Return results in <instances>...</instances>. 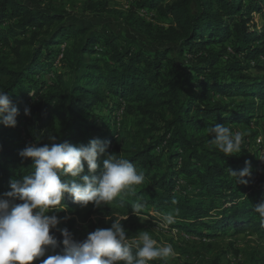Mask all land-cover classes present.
Returning a JSON list of instances; mask_svg holds the SVG:
<instances>
[{
    "label": "trees",
    "instance_id": "1",
    "mask_svg": "<svg viewBox=\"0 0 264 264\" xmlns=\"http://www.w3.org/2000/svg\"><path fill=\"white\" fill-rule=\"evenodd\" d=\"M31 1L28 5L22 0H0V42L10 48L15 59L9 62L0 56V79H8L0 90L9 97L19 96V103L13 105L24 121L19 128L8 130L0 126V187L9 191L11 179L34 170L30 159L19 156L28 145L51 144L49 137H55L56 143L69 142L79 147L99 138L108 142L115 154L132 162L145 180L152 181L141 189L123 191L119 198L125 203L144 197L145 207H155L159 213L174 209L182 218L178 227L188 234L205 236L198 226L207 232L255 229L264 234V222L254 210L264 199V172L252 170L251 177L246 178L247 187L257 191L241 200L233 181L227 177L228 169L240 170L245 162L236 161L235 156L226 157L209 144L208 135L197 134L208 123H250L258 117L260 108L253 101L235 107L213 101L218 95L264 101V77H238L235 72L241 68L235 65L220 69L223 53L212 46L230 41L234 55H241L246 61L255 62V68L264 70L259 63L260 58L264 60V34L250 29L251 14L264 15V0H137L139 8L155 11L170 21L169 27L136 21L138 29L150 39L144 47L135 43L124 45L117 35L66 23L65 11L42 10L35 7L41 0ZM7 21L11 23L4 28ZM51 22L59 25L32 49L26 38L28 32L32 28L42 30ZM21 36L24 38L19 39ZM65 37L75 39L63 52L62 61L79 72L76 78L65 79V74H59L57 83L46 93H40L42 87H29L20 95L24 82L30 83L32 76L43 75L52 68L50 60L55 52H60L55 48ZM222 49L227 52L226 47ZM88 56L94 57L86 60ZM103 89L118 98L113 101L115 108L111 107V113L123 109L122 116L157 119L163 123V129L145 130L136 147L126 145L119 128L106 130L107 124L96 128L92 117L87 116L102 103L110 107L101 94ZM30 94H36L37 101L26 116L24 100ZM55 102L66 103V108L53 110ZM53 113L57 123L47 131ZM94 127L96 133H91ZM160 131L157 137L152 135ZM103 159L98 157L100 167ZM191 180L197 182L205 198L211 199L209 203H191L189 199L182 203V197L188 196ZM175 199L178 202L173 203ZM62 204L77 205L67 196ZM213 211L217 213L211 215ZM62 250L61 244L56 252Z\"/></svg>",
    "mask_w": 264,
    "mask_h": 264
},
{
    "label": "rangeland",
    "instance_id": "2",
    "mask_svg": "<svg viewBox=\"0 0 264 264\" xmlns=\"http://www.w3.org/2000/svg\"><path fill=\"white\" fill-rule=\"evenodd\" d=\"M22 1L28 5L32 4L31 0ZM35 7H39L42 10L50 9L58 12L63 10L67 14L66 23L90 27L92 31L103 32L105 35H117L120 37L119 41L124 45L135 43L140 46L143 45L144 47V45L150 44V39L141 32V29H138L136 21H144L154 26L169 27L168 25H170L169 20H164L155 11L139 8L137 0H41ZM251 17V32H257L258 35H263L264 15L253 13ZM10 23V21L5 22L3 27L7 28ZM58 25V23L51 22L42 30L32 28L26 36L28 41L31 42V48H35L38 40L47 36L51 31L55 30ZM46 31L49 32L46 33ZM22 38H24V36L19 37V39ZM9 41L12 43L13 39L10 38ZM74 41L75 39L73 37L63 38L60 44L55 48L60 50V52H55V56L50 60L52 68H48V71L43 75L32 76V82H24L19 89L20 95L29 87H42L40 88V93H46L50 90V86L57 83L56 76L59 74H65V79H75L79 72L75 70L73 66L71 67L70 63L62 61L63 52L65 49L70 48ZM100 47L101 46H97V49H100ZM212 47L217 52L223 53V56L219 60L220 69L235 65L241 68L240 71L235 72V75L238 77L245 75L255 80L264 77V70L262 68H255V62L253 63L251 60L246 61L241 55L233 54L230 41L223 44V46L215 44ZM222 47H226L227 52H224ZM11 55L10 48L2 45L0 42V56L5 57L11 62L15 60ZM43 55L46 57L47 52ZM97 56L98 55H95V57ZM93 57L94 56H88L85 59L90 60ZM259 63L264 67L263 58H260ZM7 80V78L0 79V86H3ZM101 94L106 99L105 103L110 104V107H106V105L102 103L87 117H92V121L96 128L106 124V130H111L113 127L119 128L121 130V136L127 141V146L139 147L145 130L149 131L154 127L163 129V123L157 121V119L141 115L122 116L123 109L111 113V107H114L113 101H118V98L109 96L104 89L101 91ZM10 98L12 103H19V96H11ZM36 101V94L29 95L24 100L26 104L25 108H30ZM213 101H219L223 105L232 107L244 102L251 103V101H253L255 107L260 108L257 110L258 117L254 118V120H252L253 122L228 123L226 125L232 128L233 131L241 132L243 136L241 151L234 154L236 161L240 163H244L246 160L250 161L254 172L258 170L264 172V162L259 160L264 159V101L252 97H226L219 95L214 96ZM65 108L66 103H53V110H63ZM56 123L57 116L53 113L46 130L48 131V129ZM208 124L201 128L197 134L208 135L206 128L212 126ZM23 125L24 121L22 120V115H18L16 127L19 128ZM96 128L94 127L91 133H96ZM12 133L13 130H11L10 134ZM189 133L191 134V132ZM10 134H8L7 137H9ZM160 134L161 131L154 132L152 135L157 137ZM158 151L161 150L158 149ZM109 152L114 153V148L112 146L109 147ZM164 156H166V154ZM165 158L166 157H164V160H166ZM151 176H153V173ZM227 179L233 181L237 193L242 198L241 200L251 197V195L257 191L254 190V192H252L249 190L247 184L237 185L235 178L231 175L227 177ZM151 182L150 179H147L143 184L132 186L131 190L134 191L137 188L141 189ZM255 183H257V180ZM188 185L190 186L189 191H187L188 196L187 198L182 197V203H185L184 199H189L191 203L202 201L209 203L211 199L204 197L195 180L189 181ZM7 191L8 190L0 187V194ZM117 197L121 200L119 201L116 199L115 201L101 205L99 208L91 204L86 208H81L78 204L66 206V210L58 214L61 219V223L58 227H67L68 230L73 233L75 239L82 240L89 232L94 231L96 228H109L113 219H121L123 220V227L128 232L130 243L135 244V239L139 233L146 230L150 233L152 238L157 241L158 245L170 244L173 247L176 254L167 259L155 260L158 264H264V234L261 230L246 229L238 232L230 229L227 232L216 233L213 231L207 232L205 228L198 226V231L205 233V236H201V234H188L178 227L179 224H182V218L175 213L174 209L159 213L155 207L148 206L144 207L138 215H133V202L127 201L128 203H125L123 198H119L120 194ZM139 201H144V197H140ZM175 202H178L177 199H175ZM216 203V205L219 206V202ZM169 213L175 216V222L167 228L161 227L163 216ZM216 213L217 211H213L211 215ZM65 217H69V219L65 220ZM205 219L207 221L208 217ZM50 234L57 235L59 237L58 241L62 240V236L59 232L50 231ZM49 254L52 253H47L45 257L41 259H46ZM33 264H39V261H33Z\"/></svg>",
    "mask_w": 264,
    "mask_h": 264
},
{
    "label": "clouds",
    "instance_id": "3",
    "mask_svg": "<svg viewBox=\"0 0 264 264\" xmlns=\"http://www.w3.org/2000/svg\"><path fill=\"white\" fill-rule=\"evenodd\" d=\"M29 114L26 107L25 115ZM18 115L7 92L0 90V126L15 128ZM206 132L209 144L226 157L241 151V132L216 122ZM49 139L51 144H32L19 152L23 160L32 161L34 170L11 179L10 191L0 194V264H33L36 260L39 264H149L176 254L170 244L158 245L146 230L139 233L133 245L121 219H113L109 228H96L82 240L75 239L67 227L59 228L58 214L66 210L62 204L66 196L81 208L90 204L99 208L142 184L145 177L128 159L109 153L108 142L99 138L79 147L69 142L56 143L55 137ZM101 156L102 167L97 163ZM228 171L237 185L247 184L251 162L246 160L242 169ZM144 207L139 200L133 202L132 214L138 215ZM254 210L264 222V199ZM174 222L175 216L166 214L161 227ZM50 231L59 232L62 240L58 241ZM61 244L62 252H56ZM49 252L52 254L41 259Z\"/></svg>",
    "mask_w": 264,
    "mask_h": 264
}]
</instances>
